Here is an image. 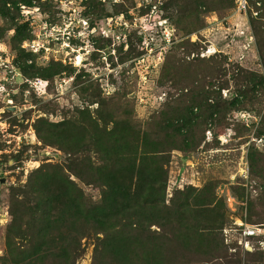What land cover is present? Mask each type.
Returning a JSON list of instances; mask_svg holds the SVG:
<instances>
[{
	"label": "rangeland",
	"instance_id": "1",
	"mask_svg": "<svg viewBox=\"0 0 264 264\" xmlns=\"http://www.w3.org/2000/svg\"><path fill=\"white\" fill-rule=\"evenodd\" d=\"M249 6L0 0V264L37 237L66 240L74 264H112L96 226L55 229L38 186L63 175L84 208L98 205L113 168L102 159L130 146L151 171L162 165L169 208L144 211V229L119 223L135 264L155 245L160 264H264V53L251 20L264 23V0ZM245 72L263 77L248 96ZM240 223L259 231L244 237Z\"/></svg>",
	"mask_w": 264,
	"mask_h": 264
},
{
	"label": "trees",
	"instance_id": "2",
	"mask_svg": "<svg viewBox=\"0 0 264 264\" xmlns=\"http://www.w3.org/2000/svg\"><path fill=\"white\" fill-rule=\"evenodd\" d=\"M249 4H252V0H249ZM251 20L258 27L259 52L262 55L264 53V29L261 30L260 23L262 25L264 23L260 22L258 16L252 17ZM246 73L248 72H245L243 75L244 81L248 80L246 87L244 90H239V94L242 96H248V93L253 89L250 88L253 81L254 83L263 82L262 76L255 74L253 76L249 75V73L246 75ZM218 108L216 106V109ZM60 137L62 138L64 135H60ZM81 142L82 139L78 141V144ZM100 143H102L101 137L95 144L99 147ZM130 148L131 146L126 152L118 150L108 153V150L104 151L108 154L102 159L103 163L111 162L113 168L105 175L98 177V181L102 187V200L98 205L84 208L81 191L72 179L63 175H56L49 179L44 178L38 186V188L43 189L42 192H45L44 204H46L49 210H52L51 207L55 210L52 215L53 219L57 221V223H52L55 229L64 228L68 220L81 219L96 226L104 234L106 246L108 247L105 250L110 252L108 260H111L112 264H135V259L131 256L134 244L131 242L130 236L124 234L122 228L120 229L119 223L122 220L123 227L137 226L139 229L136 230H140L144 229L143 226H145H141L140 224L144 211L149 212L147 217L155 220L162 217L159 212L165 211L168 213L169 211V208L162 203L165 185L162 165L158 164L151 171L145 165V161H143L146 157L142 156L141 159H137L136 154L134 155V151ZM157 157L160 158L161 156L157 154ZM44 185H47L45 189L42 188ZM159 203H162V205ZM186 209L187 206L184 210ZM133 216L140 217L130 221L129 219ZM167 219L169 221V218ZM165 222L168 223L166 220ZM161 226L164 225L162 224ZM112 232L116 233V235H112ZM76 246L77 244L74 242L73 248L77 249ZM68 247L69 245L66 240L55 244L51 240L46 243L40 240V237L35 239L27 238L18 244L9 245L7 256L3 258L7 262L2 264H74V260L70 257L67 250ZM146 247L143 250L145 264H160L158 258L159 247L156 245L155 247ZM115 253L118 255L116 259ZM108 262L102 264H108Z\"/></svg>",
	"mask_w": 264,
	"mask_h": 264
},
{
	"label": "built area",
	"instance_id": "3",
	"mask_svg": "<svg viewBox=\"0 0 264 264\" xmlns=\"http://www.w3.org/2000/svg\"><path fill=\"white\" fill-rule=\"evenodd\" d=\"M259 5V2H257ZM249 0H235V8L236 12L246 14L248 9H249ZM254 15L257 14L256 11L253 12ZM248 45V43H247ZM241 225L239 226L240 231L242 232V236L247 237V236H253L254 234H257L259 231L258 228L247 224V223H240Z\"/></svg>",
	"mask_w": 264,
	"mask_h": 264
}]
</instances>
